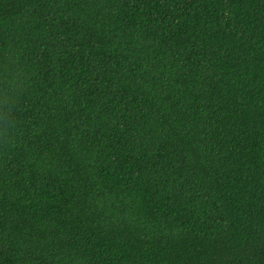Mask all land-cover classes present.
Segmentation results:
<instances>
[{
	"label": "trees",
	"instance_id": "1",
	"mask_svg": "<svg viewBox=\"0 0 264 264\" xmlns=\"http://www.w3.org/2000/svg\"><path fill=\"white\" fill-rule=\"evenodd\" d=\"M0 264H264V0H0Z\"/></svg>",
	"mask_w": 264,
	"mask_h": 264
}]
</instances>
